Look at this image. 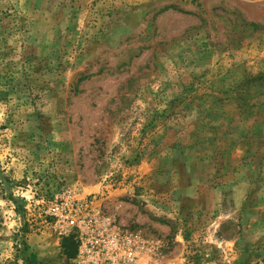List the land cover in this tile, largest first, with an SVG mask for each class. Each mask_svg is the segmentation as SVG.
I'll list each match as a JSON object with an SVG mask.
<instances>
[{"label": "rangeland", "instance_id": "374dc122", "mask_svg": "<svg viewBox=\"0 0 264 264\" xmlns=\"http://www.w3.org/2000/svg\"><path fill=\"white\" fill-rule=\"evenodd\" d=\"M75 189L149 264H264V0H0V264H63Z\"/></svg>", "mask_w": 264, "mask_h": 264}, {"label": "built area", "instance_id": "2783aa9c", "mask_svg": "<svg viewBox=\"0 0 264 264\" xmlns=\"http://www.w3.org/2000/svg\"><path fill=\"white\" fill-rule=\"evenodd\" d=\"M75 189L65 190L47 212L63 224V236L76 243L72 258L63 264H149V246L122 237L95 211L93 203Z\"/></svg>", "mask_w": 264, "mask_h": 264}, {"label": "trees", "instance_id": "16d2710c", "mask_svg": "<svg viewBox=\"0 0 264 264\" xmlns=\"http://www.w3.org/2000/svg\"><path fill=\"white\" fill-rule=\"evenodd\" d=\"M60 248L64 257L72 258L76 253V243L71 236H64L60 241ZM25 264H44L37 260L34 254L28 255V257L24 260Z\"/></svg>", "mask_w": 264, "mask_h": 264}, {"label": "crops", "instance_id": "0c3cea01", "mask_svg": "<svg viewBox=\"0 0 264 264\" xmlns=\"http://www.w3.org/2000/svg\"><path fill=\"white\" fill-rule=\"evenodd\" d=\"M38 261H40L39 259H37ZM43 262V261H42Z\"/></svg>", "mask_w": 264, "mask_h": 264}]
</instances>
